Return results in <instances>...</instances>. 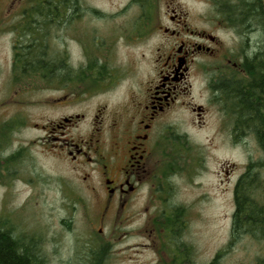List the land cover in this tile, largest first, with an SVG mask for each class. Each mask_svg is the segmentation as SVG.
I'll return each mask as SVG.
<instances>
[{
	"label": "flooded vegetation",
	"instance_id": "1",
	"mask_svg": "<svg viewBox=\"0 0 264 264\" xmlns=\"http://www.w3.org/2000/svg\"><path fill=\"white\" fill-rule=\"evenodd\" d=\"M43 1L0 0V34L11 36L17 92L33 91L29 81L41 78L63 93L51 103L56 109L71 104L77 94L107 92L110 82L116 85L126 78L122 72L135 80L115 109L107 112L105 104L94 110L86 133L80 129L88 120L86 113L63 114L41 126L44 136L38 143L46 154L65 162L76 174L78 186L94 196L78 199V210L74 206L72 216L61 220L65 234L74 239L75 260L112 264L119 254L132 252L147 255L137 264H218L227 248H220L209 261L199 259L202 253L191 234L195 205L175 194L178 174L192 176L205 168L204 155L185 127L202 129L214 108L221 117L216 132L229 128L234 145L249 137L257 140L253 131L237 127L241 120L236 111L242 100L235 99L233 91L249 88L250 100H255L259 83L248 66L264 57L260 55L264 23L259 25L257 19L249 23L247 17L228 13L250 12V8L223 7L219 17L201 16L204 23L199 25L174 0L163 4L149 0L146 5L134 0L137 14H130L131 22L116 28L83 23L85 16L95 22L105 16L89 0H72L70 6L58 8L59 22L38 23L36 19L42 17L34 12L42 9L36 5ZM7 13L14 15L11 23L2 21ZM218 30L230 44L214 32ZM36 43L47 46L46 58L58 70L22 77L15 67L25 59L27 47ZM115 43L139 49L138 59L128 60L127 70L111 59ZM75 50L82 63L72 62ZM19 80L27 86H20ZM14 117L7 131L0 129V175L7 184L16 177L32 183L27 177L33 176L35 142L26 139L15 144L18 131L29 127V119ZM21 237L31 248L35 245L48 264L51 251L43 250H50L46 238ZM61 264H68L66 258Z\"/></svg>",
	"mask_w": 264,
	"mask_h": 264
},
{
	"label": "rangeland",
	"instance_id": "2",
	"mask_svg": "<svg viewBox=\"0 0 264 264\" xmlns=\"http://www.w3.org/2000/svg\"><path fill=\"white\" fill-rule=\"evenodd\" d=\"M149 0H136L139 5H146ZM163 4L166 0H158ZM89 2L103 10L105 16L95 22L90 17H83V23H104L114 28L131 22L130 14H137L138 6L134 0H89ZM178 6L189 13L190 19L203 25L200 19L204 14L219 17L215 0H174ZM29 5V4H28ZM25 6H27L25 4ZM128 10L121 12L122 8ZM7 13L3 23H11L14 15ZM134 16V15H133ZM103 25V24H102ZM10 26H7L9 28ZM225 44H230L228 37L220 30L214 31ZM136 45L127 47L123 43H115L111 59L115 65L127 70L128 60L138 59ZM12 41L8 34H0V129L3 132L10 128V119L21 121L29 119L28 128L20 129L15 138V144L33 139L32 148L33 166L32 183L17 177L7 184L0 175V227L8 229L13 236L33 235L44 236V243L51 251L48 264H61L66 258L68 264H80L75 260L76 247L74 239L65 234L62 227V218L72 216L78 199L94 197L90 192L80 188L76 174L70 171L68 165L46 154L39 140L44 136L41 126L63 114L86 113L88 120L81 124L82 133L88 132L90 118L98 106L108 105V111L115 109L123 101L126 89L135 82L127 73L115 85L110 82L105 93L77 94L72 103L66 107L52 108L53 100L62 92L53 89L54 85L47 86L41 78L30 80L33 91L17 92L16 81L12 74ZM72 62L82 63V58L75 50ZM138 62V61H137ZM144 66V64H143ZM125 74V75H124ZM45 82V81H44ZM20 86H27L25 81L17 82ZM95 88V87H94ZM89 86V89H94ZM220 115L211 108L206 117V126L202 129L188 126L185 129L190 133L199 152L204 155L205 168L192 176L178 174L176 177V198L190 200L194 207L195 219L191 229L195 247L201 251L199 259L209 261L220 248H227L226 254L218 264H258L264 260V240H254L249 236L229 244L231 235L232 216L234 213V187L236 181L246 171L250 163L264 166V152L260 149L255 138H246L240 144L234 145L226 132L219 130ZM7 121V122H5ZM17 121V122H19ZM38 125V126H37ZM0 130V131H2ZM260 166V165H259ZM256 166L255 173L259 172L264 182V167ZM31 168V167H30ZM227 173V174H226ZM188 178V179H186ZM264 184L260 189L263 191ZM259 201L264 203V193H259ZM7 226V227H6ZM77 235V232L75 233ZM43 241V239H42ZM45 248V245L42 244ZM46 251V252H47ZM120 252V251H118ZM112 264H137L147 258V255H134L132 252L121 253L115 257ZM138 259V260H135ZM75 261V262H74Z\"/></svg>",
	"mask_w": 264,
	"mask_h": 264
},
{
	"label": "trees",
	"instance_id": "3",
	"mask_svg": "<svg viewBox=\"0 0 264 264\" xmlns=\"http://www.w3.org/2000/svg\"><path fill=\"white\" fill-rule=\"evenodd\" d=\"M43 2L36 5L42 8L34 12L35 16L42 17L36 19V22L55 23L59 22L60 16L57 9L70 6L72 0L66 1L68 4H65L63 0H44ZM215 2L218 15L222 13L220 9L223 7L250 8L252 9L250 12L228 13H231V16L247 17L249 23H253L254 19H257L259 25L264 23V0H215ZM261 54L264 56V52ZM46 55V45L36 43L28 46L25 52L26 57L19 62V67H15V72H21L22 77L31 78L36 73L58 70L57 64L46 58ZM249 65L248 68L255 72L253 77L258 80L259 84L258 88L254 89L255 100H250V91L253 92V90L249 88L248 90L243 87V91H239V93L233 91L234 98L242 100L241 109L236 111V117L241 120L237 127L242 128L243 132L253 131L256 134L260 149L264 152V57ZM261 164L250 163L234 187L232 242H237L245 236L258 241L264 240V203L259 201V193H264V188L263 191L260 190L264 182L260 173H255L256 166L260 165L259 170L264 167ZM26 241L27 239L21 236H19V240H16L8 229L0 227V264H45V261L34 249L36 246L31 248L30 244L24 243ZM258 264H264V260H260Z\"/></svg>",
	"mask_w": 264,
	"mask_h": 264
}]
</instances>
